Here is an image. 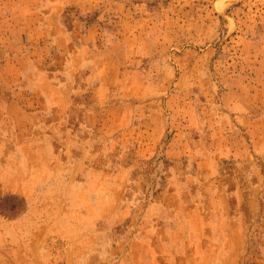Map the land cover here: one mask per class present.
<instances>
[{
    "label": "rangeland",
    "instance_id": "374dc122",
    "mask_svg": "<svg viewBox=\"0 0 264 264\" xmlns=\"http://www.w3.org/2000/svg\"><path fill=\"white\" fill-rule=\"evenodd\" d=\"M0 264H264V0H0Z\"/></svg>",
    "mask_w": 264,
    "mask_h": 264
}]
</instances>
